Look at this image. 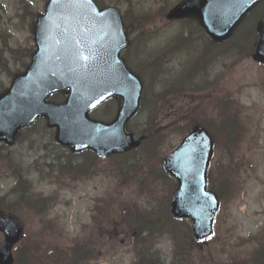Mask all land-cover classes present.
<instances>
[{
  "label": "rangeland",
  "instance_id": "374dc122",
  "mask_svg": "<svg viewBox=\"0 0 264 264\" xmlns=\"http://www.w3.org/2000/svg\"><path fill=\"white\" fill-rule=\"evenodd\" d=\"M45 1L0 0V93L29 62L28 52L34 46L31 27ZM126 1L135 8L152 5L153 13L163 12L144 28V36L128 26V47L122 53L125 65L143 83L140 112L127 126L129 133L146 136L143 145L100 160L92 153L72 154L55 142V130L45 126L44 120L22 130L11 147L0 145V156H8L0 160L1 174L9 172L8 161L22 171L42 170L46 182L40 185L39 171L28 174L27 181L35 185L32 194L47 195L55 202L43 213H34L19 198V211L14 209L13 215L26 225L24 240L35 247L28 264H135L140 255L148 254L166 264H264V67L251 60L252 32L245 33L254 18L239 27L235 42L234 36L224 46L225 55L221 47H209L208 53V44L201 48L204 42L196 21L165 19L177 0L102 3L125 10L129 24L132 13ZM220 66L227 72L224 77L216 75ZM206 77L211 84L204 85ZM226 104L234 107L238 117L248 119L249 135L243 130L232 146L224 139L227 131L215 129L209 184L223 198L213 238L192 246L185 240L186 232L167 219L166 206L173 189L156 160L178 144L186 133L179 127L186 120L204 125L214 120L216 128L221 123L216 117L218 110ZM110 105L98 107L91 117L109 122L115 114ZM224 127L232 131L230 124ZM49 167L63 175L48 177ZM14 185V178L0 180V195ZM3 202L11 208L17 200ZM132 210L139 220L154 215L158 222L152 225L144 218L135 225L127 215ZM135 227H149L148 236L153 237H133ZM175 244L179 246L176 253L172 251ZM83 245L89 250V259L74 261L70 252L82 253Z\"/></svg>",
  "mask_w": 264,
  "mask_h": 264
},
{
  "label": "water",
  "instance_id": "95a60500",
  "mask_svg": "<svg viewBox=\"0 0 264 264\" xmlns=\"http://www.w3.org/2000/svg\"><path fill=\"white\" fill-rule=\"evenodd\" d=\"M89 1L50 0L45 15L38 16L35 26L38 50L31 57L25 73L16 76L8 92L0 97V140L11 144L21 126L44 115L49 126H57V141L73 151L90 148L97 156L105 157L110 151L121 152L138 145L139 140L134 141L131 135L122 132L125 120L134 112L136 100L130 111L123 108L118 111L113 124H97L87 116L86 112L102 99L127 90L126 82L120 78L130 76L116 56H111L108 69L98 65L101 55L83 58V53L77 51L78 42L83 41L100 40L101 45L107 46L105 39L122 38L119 46L123 47L124 43L118 13L110 9L99 12ZM238 1H227L229 5L224 7L219 6L218 0L209 3L187 0L170 16L195 13L212 38L221 40L256 0H241L242 5L237 7ZM207 18L220 22L221 27H213ZM256 29L260 34L259 43L252 56L255 61L264 63V19L258 22ZM109 51L116 55L117 46H111ZM112 68L116 69V75L110 72ZM134 79L139 91V82ZM64 88L69 92L64 104L45 101L51 92ZM182 142L162 162L164 172L171 175L178 186L169 208L175 218L191 220L193 238L202 240L211 235L213 216L218 207L215 196L205 191V170L212 153V141L203 130L195 128ZM16 239L15 236L8 241L5 248L8 249ZM1 256L0 264H11L9 252L5 259Z\"/></svg>",
  "mask_w": 264,
  "mask_h": 264
},
{
  "label": "trees",
  "instance_id": "16d2710c",
  "mask_svg": "<svg viewBox=\"0 0 264 264\" xmlns=\"http://www.w3.org/2000/svg\"><path fill=\"white\" fill-rule=\"evenodd\" d=\"M185 240H187L188 241V243L190 244V245H195V244H193L190 240H189V237H186L185 238ZM70 256H71V258L74 260V261H77V260H82V258L84 257L83 256V254L81 255L80 253H78V252H74V251H71L70 252ZM156 262V260H152V259H148L147 261H143V260H141L140 259V261L138 262V264H157V263H155Z\"/></svg>",
  "mask_w": 264,
  "mask_h": 264
},
{
  "label": "flooded vegetation",
  "instance_id": "af4514ba",
  "mask_svg": "<svg viewBox=\"0 0 264 264\" xmlns=\"http://www.w3.org/2000/svg\"><path fill=\"white\" fill-rule=\"evenodd\" d=\"M8 215H11V214L4 213L3 211H0V217L8 216ZM11 216H13V218H14L15 215H11ZM18 219H19V218H18ZM20 225H22L21 222H20ZM22 226H23V225H22ZM3 243H4V237H3L2 234L0 233V245L3 244Z\"/></svg>",
  "mask_w": 264,
  "mask_h": 264
},
{
  "label": "bare ground",
  "instance_id": "6f19581e",
  "mask_svg": "<svg viewBox=\"0 0 264 264\" xmlns=\"http://www.w3.org/2000/svg\"><path fill=\"white\" fill-rule=\"evenodd\" d=\"M153 20H154V17L151 16V17H150V22H152ZM139 27H140L141 32H142V33H145V32L143 31L144 28L146 27V26H144V23L139 24Z\"/></svg>",
  "mask_w": 264,
  "mask_h": 264
}]
</instances>
